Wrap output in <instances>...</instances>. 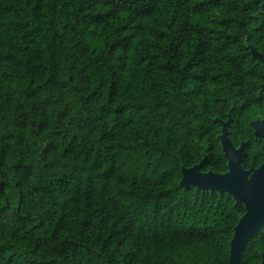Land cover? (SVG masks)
<instances>
[{"label":"trees","instance_id":"obj_1","mask_svg":"<svg viewBox=\"0 0 264 264\" xmlns=\"http://www.w3.org/2000/svg\"><path fill=\"white\" fill-rule=\"evenodd\" d=\"M253 47L264 0H0V264H230L246 206L182 167L229 170V119L264 163Z\"/></svg>","mask_w":264,"mask_h":264},{"label":"water","instance_id":"obj_2","mask_svg":"<svg viewBox=\"0 0 264 264\" xmlns=\"http://www.w3.org/2000/svg\"><path fill=\"white\" fill-rule=\"evenodd\" d=\"M252 54L264 67V53L253 47ZM262 90L264 91V84ZM230 122L231 119L222 122L220 136L228 158L229 170L225 173L204 172L201 170L202 163L191 167L183 166L181 185L220 193L228 192L237 202L245 204L246 212L235 226L230 248V264H241L247 242L264 227V163L258 168L246 169L243 166L248 143L243 142L240 147L233 144L229 136ZM252 125L255 128V136L264 139V117L254 120ZM259 264H264V252Z\"/></svg>","mask_w":264,"mask_h":264}]
</instances>
